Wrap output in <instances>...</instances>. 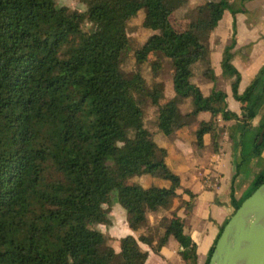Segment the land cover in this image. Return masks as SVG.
<instances>
[{
	"label": "trees",
	"instance_id": "16d2710c",
	"mask_svg": "<svg viewBox=\"0 0 264 264\" xmlns=\"http://www.w3.org/2000/svg\"><path fill=\"white\" fill-rule=\"evenodd\" d=\"M78 1H86L85 14L55 0H0V264H112L118 256L119 264H145L149 253L141 246L158 253L169 238L182 249V261L197 264L183 219L172 213L151 226L146 218L172 210L181 181L150 132L172 140L187 131L198 149L208 135L211 152L218 153L223 123L233 121L241 133L264 109V65L240 94L232 35L220 66L232 79L239 117L227 109L223 90L204 96L191 82L200 64L206 79H216L207 43L224 13L235 15L231 0H203L194 23L183 28L175 20L190 0ZM140 10L141 27L151 35L132 58L136 65L153 58L154 75L162 58L170 60L169 100L164 83L148 87L140 73L128 78L121 70L131 50L127 23ZM85 21L92 32L82 31ZM145 103L156 110L152 120ZM201 113L210 121H198ZM144 176L150 185L133 181ZM263 182L264 170L252 193ZM112 192L137 233L120 239L119 254L108 245L110 236L95 229L111 226Z\"/></svg>",
	"mask_w": 264,
	"mask_h": 264
},
{
	"label": "crops",
	"instance_id": "0c3cea01",
	"mask_svg": "<svg viewBox=\"0 0 264 264\" xmlns=\"http://www.w3.org/2000/svg\"><path fill=\"white\" fill-rule=\"evenodd\" d=\"M230 5L235 15L231 11L225 12L221 24L215 28L208 41L211 44L210 65L216 79H206L203 67L198 66L192 71L191 82L204 96H208L213 89L224 88L227 109L242 117L241 104L232 97L230 81L219 82L223 77L221 54L234 34L233 66L240 74L238 91L241 94L264 65V0H231ZM166 88L165 98L171 99L174 92L171 95L169 93V97ZM197 119L208 122L211 115L201 113ZM263 121L264 109L251 121L250 127L241 133H235L236 124L233 121L223 123L224 133L218 153L211 152L208 135L203 138V147L198 149L187 131L177 132L172 140H163L155 132L152 134L153 140L168 150L170 163L176 164L174 170L181 180L178 193L184 205L175 211L177 217L185 221V232L196 245L197 264H204L208 259L221 228L235 212V203L242 202L252 193L255 177L264 170ZM262 132L263 140L259 142ZM256 146H260V155L254 154ZM195 149L198 150L193 160L185 158ZM138 181L147 186L151 184V178L147 176L140 177ZM185 190L192 193L194 198L190 200ZM187 202L190 204L187 205ZM121 220L118 226L114 223L112 233H125L120 239L127 235L137 237V233L127 227L125 214ZM141 247L149 253L145 264H187L181 260L182 249L173 238H169L158 253L147 246Z\"/></svg>",
	"mask_w": 264,
	"mask_h": 264
},
{
	"label": "rangeland",
	"instance_id": "374dc122",
	"mask_svg": "<svg viewBox=\"0 0 264 264\" xmlns=\"http://www.w3.org/2000/svg\"><path fill=\"white\" fill-rule=\"evenodd\" d=\"M204 1L203 0H190V4L188 8L186 9V12L183 13V11H180L177 13L175 24L178 28H183V27H188V25H192L194 21L196 20V11H195V6L202 4ZM55 3L57 6H65L69 8L70 10L77 11L79 13L85 14L86 9H87V3L86 1H78V0H55ZM231 8H233L231 6ZM230 10L228 9L226 13H228ZM144 10H140L129 22L127 23V35L129 38V43L131 45V50L130 52L125 56L124 62L122 64V72L128 77L132 78L133 75L138 72L140 73L145 79H146V85L150 87L154 82H162L164 83V90L166 88V94L169 96L174 92L173 91V85L171 81V73H172V68L170 65V60L168 58H162L161 60V68L157 72L156 75H154V72L152 68L154 67L152 63L154 62V59H150L147 63H144L142 65H136L133 61L132 58V51L135 47L139 46L141 43H143L150 35L151 32H147L142 29L141 24L143 21L144 17ZM186 15V17H185ZM185 17V18H184ZM182 19V20H179ZM222 22V21H221ZM221 22L219 24H221ZM218 24V26H219ZM217 26V27H218ZM191 26H189L190 28ZM218 29V28H217ZM93 27L88 23L87 21L84 22L82 25V31L83 32H92ZM215 30V29H214ZM208 46H210V42L207 43ZM211 47V46H210ZM211 56V55H210ZM221 59H222V54H221ZM233 65V61H232ZM202 67V64L198 65ZM197 66V67H198ZM222 70V69H221ZM223 77L219 79L220 84L226 82L227 80L232 81L231 78H229L227 75H224L222 72ZM240 75V74H239ZM251 83V82H250ZM249 83V84H250ZM231 85V84H230ZM231 87V86H230ZM224 90V88H223ZM226 93V92H225ZM227 94V93H226ZM170 97V96H169ZM170 98H167L169 100ZM145 109V116L147 119H154L156 115V110L153 108L149 103H145L143 105ZM152 135V132H150ZM224 133V129L220 130V134L222 135ZM133 132L129 131L128 136L132 137ZM160 137L163 140H166L163 135L160 134ZM162 142V141H161ZM198 149H195L192 151L190 155H185V158L189 160H193L197 153ZM139 178L136 177L133 179V181H138ZM182 187V186H181ZM244 201V200H243ZM242 201V202H243ZM241 202V203H242ZM184 203L181 200V197L179 196L174 200L172 210L168 212H160L159 214H154V213H147L146 218L148 220L149 225L151 226H158L159 225V219L162 217H170L172 213L176 214V209L179 207H182ZM106 208V206L104 207ZM177 215V214H176ZM109 219L111 221V226H104V225H98L95 227L98 231L101 233L110 236V240L108 242V245L114 249V251L119 254L120 250V236L125 235L123 234L122 231H118V233H112L113 232V227L114 223L115 226L119 225V221L122 223L124 218V210L120 207V205L117 203L116 200V192H112L110 194V212H109ZM160 233L162 230L159 231ZM136 233V232H135ZM155 246V245H154ZM121 262V258L118 256V258L115 260L114 263L112 264H119Z\"/></svg>",
	"mask_w": 264,
	"mask_h": 264
},
{
	"label": "water",
	"instance_id": "95a60500",
	"mask_svg": "<svg viewBox=\"0 0 264 264\" xmlns=\"http://www.w3.org/2000/svg\"><path fill=\"white\" fill-rule=\"evenodd\" d=\"M263 140V132L259 142ZM264 199V182L235 210L213 247L208 264H264V209L254 234L238 250L228 247L257 203Z\"/></svg>",
	"mask_w": 264,
	"mask_h": 264
},
{
	"label": "bare ground",
	"instance_id": "6f19581e",
	"mask_svg": "<svg viewBox=\"0 0 264 264\" xmlns=\"http://www.w3.org/2000/svg\"><path fill=\"white\" fill-rule=\"evenodd\" d=\"M263 209H264V199H261L254 207V209L252 210L251 214L249 215V217L247 218V220L245 221L239 232L229 243L228 247L238 250L243 244L247 242V240H249V238H251V236L254 234L257 225L260 222Z\"/></svg>",
	"mask_w": 264,
	"mask_h": 264
}]
</instances>
